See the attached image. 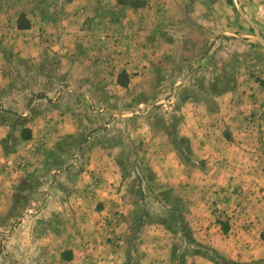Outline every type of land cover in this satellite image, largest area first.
<instances>
[{
    "label": "rangeland",
    "instance_id": "1",
    "mask_svg": "<svg viewBox=\"0 0 264 264\" xmlns=\"http://www.w3.org/2000/svg\"><path fill=\"white\" fill-rule=\"evenodd\" d=\"M0 169V264H264V0H0Z\"/></svg>",
    "mask_w": 264,
    "mask_h": 264
},
{
    "label": "crops",
    "instance_id": "2",
    "mask_svg": "<svg viewBox=\"0 0 264 264\" xmlns=\"http://www.w3.org/2000/svg\"><path fill=\"white\" fill-rule=\"evenodd\" d=\"M28 113L30 114V112H28ZM31 129H32V132H34V128L31 127ZM0 170H1V169H0Z\"/></svg>",
    "mask_w": 264,
    "mask_h": 264
},
{
    "label": "trees",
    "instance_id": "3",
    "mask_svg": "<svg viewBox=\"0 0 264 264\" xmlns=\"http://www.w3.org/2000/svg\"><path fill=\"white\" fill-rule=\"evenodd\" d=\"M226 1L229 3L230 0H226Z\"/></svg>",
    "mask_w": 264,
    "mask_h": 264
}]
</instances>
